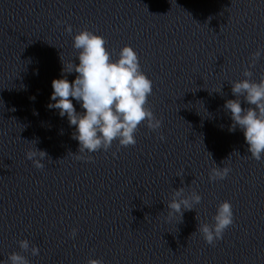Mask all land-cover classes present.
I'll use <instances>...</instances> for the list:
<instances>
[{
    "label": "clouds",
    "instance_id": "obj_1",
    "mask_svg": "<svg viewBox=\"0 0 264 264\" xmlns=\"http://www.w3.org/2000/svg\"><path fill=\"white\" fill-rule=\"evenodd\" d=\"M66 31L71 34L70 25ZM106 43L101 35L87 29L79 31L73 37V48L78 50L79 64L71 62L66 66L62 62L63 78L52 81L53 91L50 99L54 103H49L47 107L59 110V116H67L69 125L75 126L72 138L79 142V153L85 151L94 153L101 149L107 151L113 141H118L123 147L134 146L136 144L134 134L141 123L146 121L147 128L152 131L162 126V120L157 119L153 111L146 107L148 97L153 91V84L142 72L136 51L125 45L120 50L119 58L113 61ZM262 53L264 48H258L252 53L251 63L243 72L246 79L231 83V92L236 99L227 100L223 106L226 112L231 113L232 123L228 130L235 132L238 127L243 131L250 157L257 162L261 161L264 154V75L256 82L251 79L253 72L250 69L255 67ZM73 72L77 75L74 81L69 82L65 74ZM220 91L221 88L217 92ZM239 97H243V101L249 107L242 108ZM73 99L84 111L77 112ZM159 139L164 140V136L161 135ZM47 155L45 151L35 147L26 152L27 159L31 160L37 169L44 167L41 161ZM115 155L116 153H113V156ZM77 158L84 157L77 154ZM87 159L90 160L91 157ZM230 172V167L214 166L209 172V180L212 182L224 180ZM201 199L202 197L195 191L185 196L184 187L175 189L172 199L166 205L169 210L167 218L171 219L178 214L182 219L184 212L192 210L193 205L199 204ZM233 217L231 203L223 201L213 217L214 223L199 222L197 231L208 245L215 246L217 241L223 239L224 232L233 225ZM70 235L74 238L76 229H73ZM18 243L21 250L30 251L32 256L40 254V248L34 245L30 247L27 239ZM0 264L30 262L24 255L12 252L7 260L0 261ZM87 264H103V261L89 259Z\"/></svg>",
    "mask_w": 264,
    "mask_h": 264
}]
</instances>
